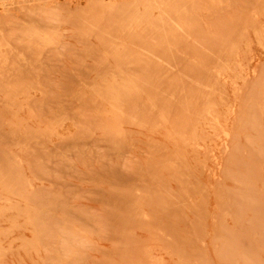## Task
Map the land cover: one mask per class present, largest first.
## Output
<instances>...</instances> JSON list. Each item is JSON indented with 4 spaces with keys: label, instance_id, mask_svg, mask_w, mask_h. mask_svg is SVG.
I'll use <instances>...</instances> for the list:
<instances>
[{
    "label": "rangeland",
    "instance_id": "374dc122",
    "mask_svg": "<svg viewBox=\"0 0 264 264\" xmlns=\"http://www.w3.org/2000/svg\"><path fill=\"white\" fill-rule=\"evenodd\" d=\"M0 264H264V0H0Z\"/></svg>",
    "mask_w": 264,
    "mask_h": 264
}]
</instances>
